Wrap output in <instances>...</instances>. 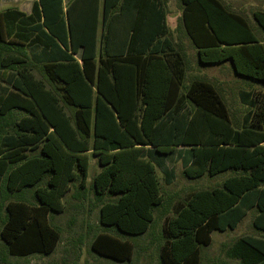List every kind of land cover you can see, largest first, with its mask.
<instances>
[{
  "label": "trees",
  "instance_id": "obj_1",
  "mask_svg": "<svg viewBox=\"0 0 264 264\" xmlns=\"http://www.w3.org/2000/svg\"><path fill=\"white\" fill-rule=\"evenodd\" d=\"M179 1L198 65L228 63L246 82L240 119L214 83L187 81L165 0H36L29 15L0 11V264L54 253L53 219L71 191L97 201L91 248L103 258L129 262L134 238L164 209L159 264H202L211 233L250 213L255 233L225 255L264 264V10L252 12L253 26L222 0ZM178 147L188 179L228 175L169 210L158 167L169 185L163 161ZM90 157L100 170L88 185Z\"/></svg>",
  "mask_w": 264,
  "mask_h": 264
},
{
  "label": "rangeland",
  "instance_id": "obj_2",
  "mask_svg": "<svg viewBox=\"0 0 264 264\" xmlns=\"http://www.w3.org/2000/svg\"><path fill=\"white\" fill-rule=\"evenodd\" d=\"M34 0H4L0 2V11L7 8H17L26 13L30 12ZM69 0H64L66 5ZM230 9L247 16L254 26L252 12L264 10V0H222ZM167 11V24L171 38L178 44L187 60V81L195 76L205 78L214 83L223 93L227 105L233 115L240 119L243 106L238 99V92L245 87V81L236 77L228 63L224 65H198L196 51L190 40L180 26L179 18L181 6L179 0H165ZM38 78H42L38 73ZM87 184L100 170L96 157H90ZM188 164V155L185 147H178L164 158L163 168L172 170L174 178L169 185L163 181L162 169L158 167L161 178L163 194L166 198L168 209L172 210L173 204L185 198L193 191L211 189L220 186L228 173L216 177L204 176L200 179H188L183 168ZM66 198V210L54 216L53 223L61 231V240L54 253L49 256H32L28 258L11 257L14 264H159L158 244L165 224L166 217L171 213L161 209L156 213V222L151 230L142 236L134 238V252L129 262H116L96 254L92 248L94 234L100 231L99 209L97 201L90 191L83 200L71 199L69 192ZM82 203V209L76 211L72 205ZM252 227V214L243 218L242 222L232 230L213 231L212 242L201 252L202 264H239L238 261L226 257V249L240 236L254 234Z\"/></svg>",
  "mask_w": 264,
  "mask_h": 264
},
{
  "label": "crops",
  "instance_id": "obj_3",
  "mask_svg": "<svg viewBox=\"0 0 264 264\" xmlns=\"http://www.w3.org/2000/svg\"><path fill=\"white\" fill-rule=\"evenodd\" d=\"M34 1H36V0H34ZM34 1H33V2H34ZM0 2H4V0H0ZM32 4H33V3H32ZM63 4H64V0H63ZM64 5H65V4H64ZM31 8H32V5H31ZM7 9H17V8H7ZM4 10H6V9H4ZM4 10H2V11H4ZM17 10H19V11L25 13L26 15H29V14L31 13V9H30V12H28V13H26V12L20 10V9H17ZM248 215H249V214H248ZM248 215H247V216H248ZM247 216H245V217H247ZM245 217H244V218H245ZM241 222H242V221H241ZM241 222H240V223H241ZM240 223H239V224H240ZM239 224H238V225H239ZM238 225H237V226H238Z\"/></svg>",
  "mask_w": 264,
  "mask_h": 264
}]
</instances>
